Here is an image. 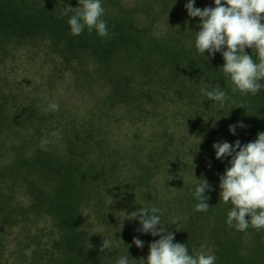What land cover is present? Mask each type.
I'll use <instances>...</instances> for the list:
<instances>
[{
  "label": "rangeland",
  "instance_id": "374dc122",
  "mask_svg": "<svg viewBox=\"0 0 264 264\" xmlns=\"http://www.w3.org/2000/svg\"><path fill=\"white\" fill-rule=\"evenodd\" d=\"M33 1L79 6L77 0ZM212 2L195 0L194 6L203 9ZM186 3L102 0L104 19L133 21L128 31L133 34L142 28L140 40L144 45L148 39L164 38L175 39L188 49L195 43L199 18L187 15ZM45 38L20 39L0 32V203L10 195V206L26 209L32 205L13 221L0 222V264H53L47 253L32 255L30 251L51 249L53 238L64 232L60 226L66 225L60 214H51L48 201L38 203V209L34 202L41 191L46 200L50 187L64 181L82 185L83 200L76 208L82 218L77 232L81 239L87 237V245H91L92 235L113 241L111 251H105L112 254L110 261L99 264H116L113 257L117 260L120 254L128 253L130 264L146 259L149 244L159 237L138 231L140 226L130 215L141 207H159L161 223L174 233V242L189 246L191 231L182 205L193 203L190 196L196 184L206 179L211 186L206 195L214 197L219 214L230 210L231 205L220 200L218 187L230 158L216 159L212 145L236 140L245 144L264 132V90L254 97L232 93L224 75L230 99L221 110L192 93L190 88L199 83L181 70L185 82L178 77L169 82L165 80L168 65L159 64L149 72L132 66L136 69L131 70V79L117 85L106 77L97 57L64 54L61 47ZM246 52L256 59L254 50ZM126 57L121 53L118 59L129 62ZM208 60L224 63L219 53ZM203 64L201 60L192 64L193 73L206 72ZM177 86L182 87L181 93ZM50 102L58 103L59 111H46ZM28 114L38 115L34 123L25 121ZM240 123L244 127L238 126L236 134H231L229 125ZM42 137L50 140L47 151L41 150ZM105 164L107 171L98 177L95 169ZM98 196L105 200L100 205ZM108 196L113 200L109 206ZM202 222L194 226L203 231L193 243L199 240L201 249L211 252L216 245ZM182 227L188 228L185 234L180 232ZM33 235H37L34 240L29 238ZM133 237L142 240L144 246L137 248ZM243 237L249 248L260 244L256 237L260 238L264 248V231L249 227ZM259 264H264V259Z\"/></svg>",
  "mask_w": 264,
  "mask_h": 264
},
{
  "label": "clouds",
  "instance_id": "9594fccd",
  "mask_svg": "<svg viewBox=\"0 0 264 264\" xmlns=\"http://www.w3.org/2000/svg\"><path fill=\"white\" fill-rule=\"evenodd\" d=\"M78 7L67 6L61 11V17L68 16L70 34L79 36L87 31L105 38L110 35L102 0H77ZM195 0H187L184 5L190 18H199V31H195L194 47L204 58L214 57L219 53L223 58L220 67L231 84V92L241 96H256L264 90V0H213L212 6L203 9L195 7ZM246 49L255 51L256 59ZM207 52V57H205ZM200 95L212 101L218 109H223L229 101L228 93L219 84L211 88L199 89ZM238 107H244L240 105ZM60 105L50 102L46 111H59ZM242 123L229 125V132L236 134ZM58 137V133H52ZM201 142V141H200ZM50 140L42 137L41 150L47 151ZM215 158L228 159V167L219 176V197L225 204H230L226 224L236 231L245 232L249 227L264 231V132H259L254 141L241 144L239 140L215 142L212 145ZM206 190L211 186L206 179L196 184L193 197L197 201L194 210L207 212L209 204ZM107 196V195H106ZM109 204L113 202L108 196ZM137 220L142 234L159 237L149 244L144 264H216L214 253L195 250L190 253L188 246L174 242V233L161 223V209L156 206L141 207L131 213ZM246 216L249 219H246ZM132 243L142 248L144 242L133 237ZM128 248L129 245L127 244ZM113 241L105 237L100 251H111ZM127 248V252H128ZM116 264H130L128 255H121Z\"/></svg>",
  "mask_w": 264,
  "mask_h": 264
},
{
  "label": "trees",
  "instance_id": "16d2710c",
  "mask_svg": "<svg viewBox=\"0 0 264 264\" xmlns=\"http://www.w3.org/2000/svg\"><path fill=\"white\" fill-rule=\"evenodd\" d=\"M67 3H71L67 1ZM67 6L75 8L72 4H54L48 5L44 3H36L33 0H0V32L6 36H14L20 39H32V38H45L49 39L53 45L61 47V51L64 54H77L81 53L82 57L86 54L92 57H97L99 63L103 64L102 71L105 73L108 79H111L115 84L128 82L131 79V74L135 67H142V70L148 71L151 68L156 69L157 65H168V76L165 75V80L173 82L178 77L182 82H185L182 76H180L179 70L183 72L191 80H195L199 84L190 88L192 93L198 95L199 98H206L200 95L199 89L207 86L211 88L214 84H219L225 91V79L224 74L220 68L223 64L210 63L207 59L202 58L196 51L194 44L192 48L186 49L182 43L176 42L175 39H148L147 45L141 42V36L143 30L136 29L133 34L132 25L133 21L124 22L122 18L116 21H107L110 35L105 38H101L96 35L95 31L89 34L87 31L83 32L79 36H73L70 34L69 25L67 24L68 16L72 13L69 12L67 16L61 17L60 13ZM122 15V14H119ZM123 17V16H122ZM134 35V36H133ZM129 52V53H127ZM121 53H124L130 59L129 62L119 60L118 57ZM205 57H207L205 55ZM205 62L204 67L206 72L201 71L198 74L193 73L192 64L197 61ZM131 62V63H130ZM188 67V69H187ZM132 70V71H131ZM195 71H198L196 68ZM183 85V84H182ZM133 88V86H132ZM186 88H184L185 90ZM181 93L182 87L176 88ZM150 96V95H148ZM38 115L28 114L25 117V121L34 123ZM39 119H42L41 117ZM37 125V124H36ZM74 136V135H73ZM74 137H78L75 135ZM92 165H88L89 169ZM107 164L101 165V169H95L96 175L99 177V173L107 171ZM94 169V168H93ZM93 171L94 170H90ZM90 174V173H89ZM92 174V173H91ZM96 178V177H95ZM80 188L82 185H78L75 181H64L62 184H58V187L51 188V195L46 200L44 193L36 195L35 206L38 207V203L46 202L52 215L60 214L66 227H61L64 232H61L58 237L53 238L51 249H31L32 255L39 253H47L53 264H99L101 260L110 261L111 253L100 251L102 241L97 235L90 237L91 245H87L84 241L85 237L81 239L80 231L78 228L82 221L81 216L78 214L76 208L82 202ZM55 191V192H54ZM50 192V191H47ZM215 192V190H212ZM10 195L4 197L3 203H0V222L12 221L14 218L19 217V213L22 214L26 209L31 210V206L25 208L10 206L7 202ZM98 200L102 204L105 200L103 196H98ZM190 200L193 203L182 205L184 211L188 214V226L190 235L188 249L191 253L193 249L202 250L199 240L193 243V240L199 239L202 231L195 229L196 222H202L203 228L206 227V231L209 230L208 237L213 241L214 246L212 253L217 257L216 264H259L264 259V248L261 245L260 238L256 237L257 244L253 247H248L250 244L247 240H244V232L236 231L234 228L228 227L226 224L227 210H224L219 214V210L213 204L215 199L210 195V198L206 201L209 204L207 212H198L194 210V204L197 201L193 196H190ZM217 204V203H216ZM11 208L9 213L8 209ZM46 207V206H45ZM9 214V215H7ZM196 214V215H194ZM202 215L204 218H202ZM218 216V218H216ZM56 218V216H54ZM248 218V216H246ZM57 219V218H56ZM59 222V221H58ZM55 223V222H54ZM188 228L182 227L180 229L181 234H185V230ZM37 236V235H36ZM36 236H31L32 240ZM93 241L98 245L93 247ZM246 250H243V247ZM252 245V244H251ZM207 246V245H206ZM55 249V252L52 250ZM22 252V248L18 247ZM42 250V249H41ZM57 251H59L57 255ZM253 254V259L250 261V254ZM123 254H120L121 256ZM101 256V257H100ZM116 261V258L113 257ZM143 259V258H140ZM138 264H144L139 260Z\"/></svg>",
  "mask_w": 264,
  "mask_h": 264
}]
</instances>
